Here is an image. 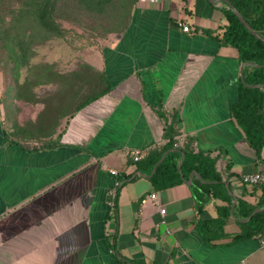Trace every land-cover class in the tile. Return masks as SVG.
Segmentation results:
<instances>
[{"label": "crops", "instance_id": "0c3cea01", "mask_svg": "<svg viewBox=\"0 0 264 264\" xmlns=\"http://www.w3.org/2000/svg\"><path fill=\"white\" fill-rule=\"evenodd\" d=\"M226 3L137 0L126 30L100 52L111 89L70 114L52 145L10 136L0 99V264H264V230L233 238L250 219L238 200L263 199L262 184L240 177L264 169V145L257 151L235 113L242 72L256 64L223 41ZM168 125L215 159L234 194L223 226L200 224L223 216L228 201L195 174L193 185L163 188L152 171L134 175L130 150L160 149Z\"/></svg>", "mask_w": 264, "mask_h": 264}, {"label": "rangeland", "instance_id": "374dc122", "mask_svg": "<svg viewBox=\"0 0 264 264\" xmlns=\"http://www.w3.org/2000/svg\"><path fill=\"white\" fill-rule=\"evenodd\" d=\"M38 2L0 0V99L10 136L47 146L68 116L104 87L100 52L126 30L135 0H51L59 34L50 31L33 45Z\"/></svg>", "mask_w": 264, "mask_h": 264}, {"label": "trees", "instance_id": "16d2710c", "mask_svg": "<svg viewBox=\"0 0 264 264\" xmlns=\"http://www.w3.org/2000/svg\"><path fill=\"white\" fill-rule=\"evenodd\" d=\"M50 1L40 0L39 13L37 21L31 28L30 42L33 45L36 43V38L47 39L52 34H59L61 29L60 25L56 22V18L50 15ZM59 4L60 0H55ZM232 4L238 8L244 18L250 23L252 28L264 36V0H230ZM58 2V3H57ZM137 0H135L136 4ZM134 4V6H135ZM54 5V8H55ZM134 9V7H133ZM224 13L229 21L226 31L223 35V41L231 43L239 48L240 57L245 61H255L259 66L253 67L252 70L247 72L245 82L242 83L239 99L235 105V113L240 124L244 127L248 139L251 144L260 151L264 145V89L258 86H251V84H264V40L255 36L239 19L233 9L229 6L228 2L224 6ZM59 19V16H56ZM37 23V22H36ZM30 42L25 43L31 46ZM104 79V87L90 95L84 103L77 109H81L95 98L101 96L103 93L111 89V82L102 72ZM170 125L166 128V135L170 134ZM178 131L173 129L170 134L168 142L160 149L150 151L142 159L135 162L136 169L144 171H152L156 162L166 154L165 159L160 162L153 175L150 177L152 183L156 188H163L172 186L176 183L184 181L185 177L192 171L197 170L201 174L202 179H197L196 182L208 194L211 192L214 196L221 197L228 201V204L220 207V212L224 215H219L217 218L202 221L200 224L220 223L221 226L225 223L226 214L232 206L233 199L228 191L226 183L222 180L220 173L216 168V161L213 157L203 153H195L185 146H175V135ZM129 162L133 159L129 158ZM182 164V173L179 169V163ZM264 195V182L261 183ZM258 185V184H257ZM260 185V184H259ZM196 195L201 199V194L195 191ZM264 203V196L257 204H251L244 199L238 200L237 210L241 217H250L249 220L241 222L246 228L238 234L233 236L234 239H241L252 236L264 230V210L253 213L255 208ZM223 214V213H222Z\"/></svg>", "mask_w": 264, "mask_h": 264}, {"label": "built area", "instance_id": "2783aa9c", "mask_svg": "<svg viewBox=\"0 0 264 264\" xmlns=\"http://www.w3.org/2000/svg\"><path fill=\"white\" fill-rule=\"evenodd\" d=\"M179 25L181 26L183 31H190L192 27L190 23L184 22L182 20L179 21ZM174 138H175V141H174L175 146L177 147L184 146L187 140V134L185 132L180 131L175 135ZM145 155H146V152L144 148L134 147L130 150V158L133 159L134 163L142 159ZM112 172L116 174L117 170H112ZM240 180L248 185L261 184L262 182H264V169H258L257 171H254V172L243 173L240 177ZM119 183H120L119 180H116V184H119ZM152 197H154V195H152ZM112 205H114L113 202H112ZM161 210L162 212H165V208L162 207ZM167 231H170V229H168ZM261 242H262V246H264V235L262 236ZM230 264H246V262L239 261V262L230 263Z\"/></svg>", "mask_w": 264, "mask_h": 264}, {"label": "water", "instance_id": "95a60500", "mask_svg": "<svg viewBox=\"0 0 264 264\" xmlns=\"http://www.w3.org/2000/svg\"><path fill=\"white\" fill-rule=\"evenodd\" d=\"M211 2H217V1H222V0H210ZM224 1H226V2H228V4H229V6L233 9V11L235 12V14L239 17V19L245 24V26L255 35V36H257V37H259V38H261V39H263L264 40V36H262L259 32H257L254 28H252V26L250 25V23L244 18V16L241 14V12L238 10V8L237 7H235L233 4H232V2L230 1V0H224ZM249 64H256V66H259V65H262V64H259V63H255V62H253V61H249L248 62ZM242 80L245 82V79H244V76H243V72H242ZM253 86H264V84L263 83H260V84H252ZM165 157H166V154H164L157 162H156V164L154 165V167H153V169H152V172L149 174L150 176H152L153 175V173L155 172V170H156V167H157V165L160 163V162H162L164 159H165ZM181 168H182V164H181V162L179 163V169H180V171H181V175L182 176H184V174L182 173V170H181ZM137 173H142V171H137L134 175H136ZM196 175L199 179H202L201 178V174L197 171V170H194L191 174H190V176H189V178L188 179H184L185 180V182H187L188 184H190V185H193V175ZM230 193L234 196V194L230 191ZM235 202H236V199L234 198V204H235ZM262 210H264V207H257L255 210H254V212L253 213H256V212H259V211H262Z\"/></svg>", "mask_w": 264, "mask_h": 264}]
</instances>
